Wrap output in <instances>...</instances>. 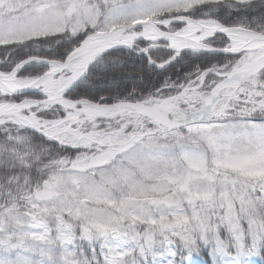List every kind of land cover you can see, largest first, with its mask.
Segmentation results:
<instances>
[{"label": "snow or ice", "instance_id": "1", "mask_svg": "<svg viewBox=\"0 0 264 264\" xmlns=\"http://www.w3.org/2000/svg\"><path fill=\"white\" fill-rule=\"evenodd\" d=\"M0 264H264V0H0Z\"/></svg>", "mask_w": 264, "mask_h": 264}, {"label": "trees", "instance_id": "2", "mask_svg": "<svg viewBox=\"0 0 264 264\" xmlns=\"http://www.w3.org/2000/svg\"><path fill=\"white\" fill-rule=\"evenodd\" d=\"M197 260L199 261V258H197Z\"/></svg>", "mask_w": 264, "mask_h": 264}]
</instances>
